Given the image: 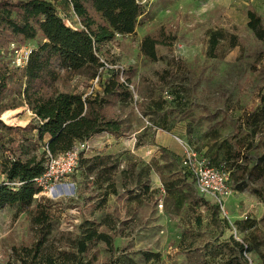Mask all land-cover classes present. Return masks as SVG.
Listing matches in <instances>:
<instances>
[{
    "label": "rangeland",
    "instance_id": "374dc122",
    "mask_svg": "<svg viewBox=\"0 0 264 264\" xmlns=\"http://www.w3.org/2000/svg\"><path fill=\"white\" fill-rule=\"evenodd\" d=\"M47 1L65 25L81 29L67 0ZM141 5L134 34L116 35L97 51L105 67L96 81L64 74L56 84L61 93L94 96L102 95L100 84L112 72L120 82H128L127 97L111 100L105 108L107 119L122 123L124 135L92 136L79 160L114 157L116 194L106 195V184L94 187V174L83 179L78 163L75 174L64 178L52 194L38 195L27 212L16 207L0 211V262L14 261L13 247L33 245L28 216L43 197L52 203L48 240L58 251L75 254L82 225L112 235V252L101 242L88 243L81 264L239 262L234 242L247 249L241 255L248 264H264V196L252 192L264 190V172L254 170L264 155V42L246 26V12L253 11L264 29V0H142ZM162 31L171 40L158 45L157 58L150 61L140 53V43ZM36 43L29 41L17 51L10 45L3 60L15 68L18 53ZM1 121L18 130H0V157L6 152L22 157L21 146L43 155L44 142L35 141V131L23 130L37 125L26 106L16 109L6 123ZM178 140L213 168L225 170L230 188L226 216L192 181L179 176ZM140 169H148V174L138 180ZM161 176L180 177L182 188L168 192ZM143 184L155 194H142Z\"/></svg>",
    "mask_w": 264,
    "mask_h": 264
},
{
    "label": "trees",
    "instance_id": "16d2710c",
    "mask_svg": "<svg viewBox=\"0 0 264 264\" xmlns=\"http://www.w3.org/2000/svg\"><path fill=\"white\" fill-rule=\"evenodd\" d=\"M67 1L79 20V30L65 25L53 4L47 0H0V115L10 110L3 113L1 119L6 123L16 109L26 106L37 120V125L28 124L23 130L35 131V141L44 142L45 148L41 156L31 154L27 147L21 146L23 158H15L7 152L0 157V171L5 179L0 183V211L16 207L27 212L42 193L35 179L44 172L45 151L57 156L97 134L106 133L116 138L124 135L122 123L107 119L105 115V108L111 100H121L128 95L129 84L126 80L120 82L117 72H112L107 82L100 84L102 95L61 93L57 91L56 84L64 74H81L88 80L99 77L105 65L97 51L116 35L134 34L138 18L143 14L142 0ZM246 18L247 28L257 40L264 42L261 18L253 11H247ZM34 40H37L36 46L31 49L22 69L13 68L3 60L2 54L10 45L14 46L11 51H17L20 45ZM170 40L163 31L157 38L145 36L139 51L148 60L155 61L156 47L168 45ZM0 130L15 131L18 128L6 126L0 120ZM113 158L96 156L79 162L83 179L94 174L92 184L97 189L106 184V195L116 194L112 180L115 169V164H111ZM208 164L212 167L209 160ZM133 168L134 165L130 168L131 172ZM254 170L264 172V155L258 159ZM178 173L191 182L180 169V159ZM147 174L148 169H140L136 179ZM180 177L168 180L161 176L162 184L168 192L179 186L182 188ZM141 190L149 197L155 194L154 191L149 192L145 184ZM252 192L264 196L263 189H252ZM130 198H136V195ZM214 208L218 212V208ZM28 220L34 234L33 245L29 248L13 247L11 254L14 261H2L0 264H81L80 256L86 252L87 244L92 242H101L109 252L113 251L112 235L98 232L94 227L84 228L83 225L76 241L75 254L58 251L48 240L52 203L43 197L35 202ZM234 245L240 252V261H226L224 264H248L241 255L247 253V249L237 242Z\"/></svg>",
    "mask_w": 264,
    "mask_h": 264
},
{
    "label": "built area",
    "instance_id": "2783aa9c",
    "mask_svg": "<svg viewBox=\"0 0 264 264\" xmlns=\"http://www.w3.org/2000/svg\"><path fill=\"white\" fill-rule=\"evenodd\" d=\"M30 51V49L21 50L14 60L13 66L17 69H22ZM98 78L96 77L94 81ZM178 142L182 148L180 158V169L182 173L192 181L201 195L208 196L213 200V204L218 208L222 216H226L224 211L225 201L230 195V188L227 184L228 175L221 170L209 166L207 160L189 145L179 140ZM88 148L89 141H85L77 143L72 150L57 156H52L45 151L44 172L40 177L35 179L42 193L54 192L56 187L61 186L60 182L64 178L75 174L79 160L82 157L81 155ZM1 258L2 255L0 252V260Z\"/></svg>",
    "mask_w": 264,
    "mask_h": 264
},
{
    "label": "bare ground",
    "instance_id": "6f19581e",
    "mask_svg": "<svg viewBox=\"0 0 264 264\" xmlns=\"http://www.w3.org/2000/svg\"><path fill=\"white\" fill-rule=\"evenodd\" d=\"M49 193L52 194V191H50Z\"/></svg>",
    "mask_w": 264,
    "mask_h": 264
},
{
    "label": "crops",
    "instance_id": "0c3cea01",
    "mask_svg": "<svg viewBox=\"0 0 264 264\" xmlns=\"http://www.w3.org/2000/svg\"><path fill=\"white\" fill-rule=\"evenodd\" d=\"M156 177V176H155Z\"/></svg>",
    "mask_w": 264,
    "mask_h": 264
},
{
    "label": "water",
    "instance_id": "95a60500",
    "mask_svg": "<svg viewBox=\"0 0 264 264\" xmlns=\"http://www.w3.org/2000/svg\"><path fill=\"white\" fill-rule=\"evenodd\" d=\"M1 120V119H0Z\"/></svg>",
    "mask_w": 264,
    "mask_h": 264
}]
</instances>
